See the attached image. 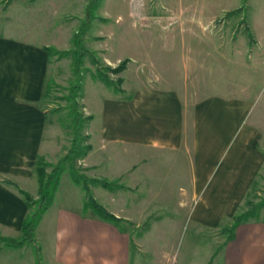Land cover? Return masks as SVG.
Here are the masks:
<instances>
[{
  "label": "crops",
  "instance_id": "0c3cea01",
  "mask_svg": "<svg viewBox=\"0 0 264 264\" xmlns=\"http://www.w3.org/2000/svg\"><path fill=\"white\" fill-rule=\"evenodd\" d=\"M51 43L0 32V236L20 237L29 213L23 195L7 180L36 195L37 160L53 153L46 137L51 119L43 107L52 60L46 47H54ZM155 75L142 77L134 91L112 87L114 93L99 96L93 110L86 108L92 116L88 123L92 148L82 162L90 178L118 181L120 187H103L104 206L125 220L116 224L90 209L82 212L86 194L80 184L67 181L77 194L76 209L59 207L48 221L47 210L36 229L37 234L43 226L50 238L49 264H134L135 254L143 264V242L152 226L190 216L200 226L217 229L237 212L261 172L264 136L254 125L242 127L247 104L219 96L197 98L191 104L184 88ZM177 152L190 158L189 180L178 193L155 191L159 199L177 198L175 210L158 217L146 214V191L138 188L150 177L146 160L160 161L159 155ZM61 182L62 177L57 194ZM99 187L92 186V193ZM144 218L151 224L134 238L133 225L139 227ZM224 240L188 241L183 264H264V218L242 222ZM168 243L171 239L166 238L153 263L178 264L177 245L168 251Z\"/></svg>",
  "mask_w": 264,
  "mask_h": 264
},
{
  "label": "rangeland",
  "instance_id": "374dc122",
  "mask_svg": "<svg viewBox=\"0 0 264 264\" xmlns=\"http://www.w3.org/2000/svg\"><path fill=\"white\" fill-rule=\"evenodd\" d=\"M89 1L0 0V32L36 42H53L61 52L69 50L68 54L52 56L49 89L43 103L51 119L46 137L52 141L53 153L42 156L51 165L58 164L73 145L75 113L70 108L73 101L69 96L73 95L78 76L82 78V90L74 101L79 115L87 117L86 108L93 110L99 96L104 92L114 93L115 89L94 78L97 70L106 72V67H116L129 58L131 64L123 76L124 71L107 72L114 80L122 76L125 79L122 87L134 91L141 79L150 75L156 78V73L164 75L174 87L184 88L191 104L197 98L210 96L239 99L249 106L242 127L254 125L264 136V0H102L96 14L106 21L95 18L84 37V45L97 63L92 56L85 55L78 74L71 54L75 47L73 37L81 27ZM89 121L81 128V140L89 137ZM86 142L89 143V138ZM261 146L264 149V138ZM158 157L160 161L146 160L150 177L138 186L146 191V214L157 217L173 213L177 198L159 199L156 196L159 191H155L175 189L178 193L191 173L190 158L185 153H165ZM77 167L81 174L90 177L82 159ZM51 171L49 166L48 172ZM70 180L74 181L67 168L62 174V186L48 209L47 221L59 207L76 209L77 194H72L67 182ZM254 181L248 199L259 203L264 200V165ZM89 185L99 186L92 182ZM79 189L85 192L81 186ZM93 191L94 197L106 204L103 186ZM246 198L236 213L247 209ZM85 211L83 207L82 212ZM232 217L224 219L217 229L200 226L190 216L177 223L169 219L160 221L144 238L145 252L141 256L146 262L142 263L157 264L152 261H158L167 238L171 239L167 250L177 245L178 264H183L188 241L216 239L221 243L228 237L224 227L231 225ZM252 218H264V206ZM150 224V218H144L139 227L134 224L132 236L143 234ZM42 227L36 234V245L41 250L42 264H49L50 238ZM36 245L13 248L0 242V264H35ZM139 261L135 254L134 264Z\"/></svg>",
  "mask_w": 264,
  "mask_h": 264
},
{
  "label": "trees",
  "instance_id": "16d2710c",
  "mask_svg": "<svg viewBox=\"0 0 264 264\" xmlns=\"http://www.w3.org/2000/svg\"><path fill=\"white\" fill-rule=\"evenodd\" d=\"M102 0H90L86 6L85 10V18L82 21L81 27L79 30L74 34L73 43L75 45L74 49L72 50L71 54L74 60V66L76 72L81 69V64L83 57L85 55L92 56V60L94 63H97L92 55L91 51L87 49L84 45V37L88 30L91 27V22L95 18H100V20L106 21V19L97 15V10L101 6ZM46 49L49 51L50 56L53 55H65L68 54V51L61 52L60 50L48 46ZM130 59L123 60L119 65L116 67H106V72L102 70H97V73L94 75V78L100 79L104 82L107 86L114 87L116 90L123 91L121 85L124 81L122 77H118L116 80L112 79L107 72H111L114 74L122 73L126 67ZM79 74V73H78ZM48 88V87H47ZM49 89V88H48ZM82 90V78L81 75L78 76L77 84L73 87V95L69 96V99L73 101L71 110L75 113V120L73 121L74 124V140L73 145L69 149L67 155L63 157L58 164L51 165L45 157L39 156L36 164V174L39 183V189L37 197L31 194L30 192L23 190L17 186L16 183L13 181L7 180V183L10 185L15 186L19 192L23 195L26 203L29 207V213L23 221L22 224V235L20 237H6L0 236V242H3L5 245H8L13 248H23L27 244L32 243L36 245V229L45 214V212L49 209L52 205L54 200V196L58 187L60 185L61 177L64 171L69 168L70 174L75 183L80 184L85 191L86 200L84 204V208L86 210L92 209L96 215H98L101 219L110 221L116 224L121 223L125 219L116 216L112 212H110L102 203H100L93 195L91 191V187L89 185L90 182L94 184H99L107 189H112L115 185L120 187L117 181H110L108 179H96L87 177L84 174L79 172L77 167V162L81 159H84L89 151L91 150L90 143H84L85 140L89 138L88 136L80 137L81 128L84 122L89 121L92 119V116L89 115L87 117H82L79 115L80 111L78 109V104L74 99L78 96V94ZM47 91V90H46ZM76 93V94H75ZM52 166V171L48 172V167ZM256 182V181H254ZM251 192L247 194V209L242 210L240 213H236L232 217V223L229 227H224L226 232H228L227 240L230 239L236 230V228L244 221L256 217L259 213V210L264 206V200L259 203H254L248 199ZM35 258L36 264H42L43 259L41 256V250L39 247H35Z\"/></svg>",
  "mask_w": 264,
  "mask_h": 264
}]
</instances>
